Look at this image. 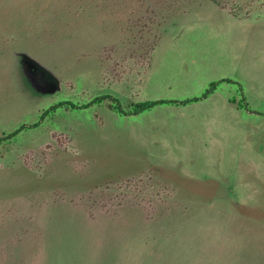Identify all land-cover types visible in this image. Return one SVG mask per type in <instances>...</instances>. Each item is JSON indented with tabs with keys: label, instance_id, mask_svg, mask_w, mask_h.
Instances as JSON below:
<instances>
[{
	"label": "rangeland",
	"instance_id": "rangeland-1",
	"mask_svg": "<svg viewBox=\"0 0 264 264\" xmlns=\"http://www.w3.org/2000/svg\"><path fill=\"white\" fill-rule=\"evenodd\" d=\"M0 264H264V0H0Z\"/></svg>",
	"mask_w": 264,
	"mask_h": 264
},
{
	"label": "water",
	"instance_id": "water-1",
	"mask_svg": "<svg viewBox=\"0 0 264 264\" xmlns=\"http://www.w3.org/2000/svg\"><path fill=\"white\" fill-rule=\"evenodd\" d=\"M21 58L29 77L34 76L45 93H54L60 89V80L50 70L24 52L17 53Z\"/></svg>",
	"mask_w": 264,
	"mask_h": 264
},
{
	"label": "trees",
	"instance_id": "trees-1",
	"mask_svg": "<svg viewBox=\"0 0 264 264\" xmlns=\"http://www.w3.org/2000/svg\"><path fill=\"white\" fill-rule=\"evenodd\" d=\"M215 89V83H212L210 88L207 89L205 91V93H203L201 96H194V97H189V98H185V99H182V100H178V99H156V100H151V101H143V102H139V103H135L134 107L129 110V113L130 114H135V113H138L142 110H145V109H148V108H151L153 106H155L156 104H161V103H171V104H186V103H189V102H193V101H198L200 99H203L205 97H207L211 92L212 90ZM101 98H104L103 97H99V99ZM35 126L34 125H29V127H33ZM25 128V126H21L19 129L9 133V137H12L14 135H16L21 129Z\"/></svg>",
	"mask_w": 264,
	"mask_h": 264
}]
</instances>
